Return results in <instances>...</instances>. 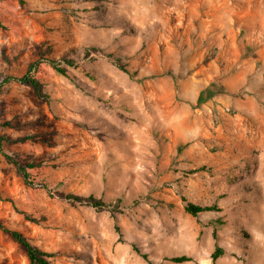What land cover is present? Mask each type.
I'll use <instances>...</instances> for the list:
<instances>
[{
  "label": "rangeland",
  "instance_id": "374dc122",
  "mask_svg": "<svg viewBox=\"0 0 264 264\" xmlns=\"http://www.w3.org/2000/svg\"><path fill=\"white\" fill-rule=\"evenodd\" d=\"M22 1L0 3V223L52 264H264V0ZM0 264H29L1 231Z\"/></svg>",
  "mask_w": 264,
  "mask_h": 264
},
{
  "label": "trees",
  "instance_id": "16d2710c",
  "mask_svg": "<svg viewBox=\"0 0 264 264\" xmlns=\"http://www.w3.org/2000/svg\"><path fill=\"white\" fill-rule=\"evenodd\" d=\"M4 1H8V0H0V3ZM16 1H18L21 4L23 3L22 0H16ZM66 62L71 63V61H66ZM37 67H38L37 64H30L26 71V74L21 78L17 79V81H19L22 84L31 85L36 92H39V88H40L39 83L35 78ZM52 68L60 75L66 74V70L62 67H57L53 65ZM218 92H224L223 87L221 85L211 83L205 90H203L200 93L198 98V103L205 102V100L211 97V95L216 94ZM26 139L27 138L23 140ZM3 144H10V140L5 136L0 135V151L2 149ZM13 164L16 165L17 163H13ZM33 167L34 165L32 163H28L24 167H20V166L18 167V171L22 174L25 181H27L28 178V174L26 173V170L31 169ZM65 198L72 202L85 204L87 206L96 209H102L104 207H107L105 203H102L100 200H97L91 196L80 197L74 195H67L65 196ZM184 210L189 215L196 217L202 213L217 211L218 208L216 206H211V207L199 206L192 203H186L184 206ZM0 231L7 234L13 242H15L16 244H18L20 247L23 248V250L26 253L29 264H52L50 261L52 256L32 246L21 233L6 229L1 223H0ZM220 255H221V250L217 248L211 255L212 261H215ZM170 261L174 263H184L191 261V259L186 256H180V257H173L170 259Z\"/></svg>",
  "mask_w": 264,
  "mask_h": 264
}]
</instances>
